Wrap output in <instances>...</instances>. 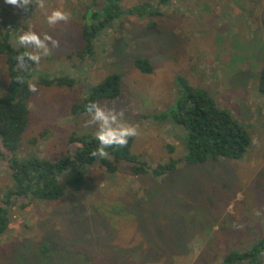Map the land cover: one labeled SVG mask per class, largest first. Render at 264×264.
<instances>
[{
	"label": "rangeland",
	"instance_id": "1",
	"mask_svg": "<svg viewBox=\"0 0 264 264\" xmlns=\"http://www.w3.org/2000/svg\"><path fill=\"white\" fill-rule=\"evenodd\" d=\"M122 13L99 30L91 54L77 53L82 29L98 24L110 0H31L27 11L0 0V23L10 43L28 31L48 34L50 49L31 64L28 125L17 156L55 159L74 154L88 112L71 107L110 73L121 79L117 98L97 104L122 112L138 128L131 153L146 163L133 173L121 160L109 172L100 164L81 167L83 185L56 200L12 198L9 225L0 235V264H221L228 252H245L264 238V0H113ZM144 4V9H129ZM145 4L147 6H145ZM53 10L67 22L47 23ZM92 14H95L94 16ZM145 57L150 72L135 65ZM27 63V64H28ZM65 76L72 85H43L39 77ZM203 90L249 133L240 159L220 158L186 165V129L172 116L184 95L180 79ZM9 75L0 54V94ZM168 146H172L169 152ZM0 158V199L9 189L7 158ZM176 167L152 173L169 158ZM260 264H264L263 260Z\"/></svg>",
	"mask_w": 264,
	"mask_h": 264
},
{
	"label": "trees",
	"instance_id": "2",
	"mask_svg": "<svg viewBox=\"0 0 264 264\" xmlns=\"http://www.w3.org/2000/svg\"><path fill=\"white\" fill-rule=\"evenodd\" d=\"M112 1L110 0L109 7L98 24H93L89 26L90 28L84 25L82 29L84 45L79 52L77 51L79 55L80 53L91 54L97 32L122 13L119 5ZM165 1L167 0H160L161 3ZM142 8L144 9V4L136 5L127 12L133 13ZM24 53V49L15 48L10 43V28L7 23H0V54L4 57L9 75L8 84L4 92L0 94V158H4L2 148L11 153L7 158L11 184L3 194V199H0V235L8 228V215L13 197L25 198L29 201L56 200L64 196L67 189H79L83 185L84 174L81 167L84 165L97 162L109 172H115L118 169V162L125 160L131 163L130 170L133 173L146 172L145 161H141L139 157L131 153L132 138H129L128 144L124 147L108 148L109 156L100 158L91 155L98 147V141L92 133L78 138L70 137L72 141L79 143L71 156L55 159L37 154H29L26 157L17 156L22 135L29 122V100L33 93L28 88L32 65L28 63L22 69L17 59ZM135 65L142 72L151 71V64L145 57L137 58ZM38 80L43 85H72V80L65 76L54 78L40 76ZM180 80L184 87V95L177 102L172 116L187 131L185 164H198L220 158H242L251 141L245 127L236 121L229 111L217 106L203 90L188 85L182 78ZM258 84L259 91L264 93V65L259 72ZM120 92L119 74L110 73L92 86L80 102L71 107V113L73 115L85 113L89 103L117 98ZM168 148L169 152H172L173 147L168 146ZM176 163V159L169 158L159 168H153L152 173L155 176H161L168 170H173ZM263 255L264 238L245 252H228L221 264H260Z\"/></svg>",
	"mask_w": 264,
	"mask_h": 264
},
{
	"label": "clouds",
	"instance_id": "3",
	"mask_svg": "<svg viewBox=\"0 0 264 264\" xmlns=\"http://www.w3.org/2000/svg\"><path fill=\"white\" fill-rule=\"evenodd\" d=\"M4 2L27 11L31 0H4ZM37 5L43 9L45 7L44 0H37ZM69 18L70 13L61 10H53L46 19L49 25H55L60 21L67 22ZM43 36L44 39L42 40L41 35L30 30L18 37V43L21 46H31L36 50L34 52L21 54L17 58L19 66L22 69L25 68L28 61L38 64L41 59V53H43V55L49 54L50 49L44 41L51 40L52 47H59L58 40H53L48 34H44ZM28 88L29 91L33 93L38 91L35 84H29ZM86 108L91 118L86 121L84 126L96 127L94 136L98 141V147L91 153L93 157L107 158L109 156V152L107 151L108 148L114 146L124 147L128 144L129 138L138 135V128L136 126L121 121L122 112L117 113L114 109L102 108L95 102L89 103Z\"/></svg>",
	"mask_w": 264,
	"mask_h": 264
}]
</instances>
